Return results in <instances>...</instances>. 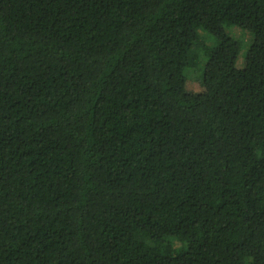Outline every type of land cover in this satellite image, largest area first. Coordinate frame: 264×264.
Instances as JSON below:
<instances>
[{"label":"trees","instance_id":"trees-1","mask_svg":"<svg viewBox=\"0 0 264 264\" xmlns=\"http://www.w3.org/2000/svg\"><path fill=\"white\" fill-rule=\"evenodd\" d=\"M0 264H264V0H0Z\"/></svg>","mask_w":264,"mask_h":264},{"label":"rangeland","instance_id":"rangeland-1","mask_svg":"<svg viewBox=\"0 0 264 264\" xmlns=\"http://www.w3.org/2000/svg\"><path fill=\"white\" fill-rule=\"evenodd\" d=\"M228 34L233 38L242 42L244 46L243 51L247 49L249 43L252 40V35L249 32L243 31L236 27L229 29ZM199 37L208 45L216 44V39L204 30H199ZM243 64H244V59L242 52V55L240 54L239 56L237 66L241 68ZM186 89L194 93L201 92L203 90V81L201 79V74L199 73V71L190 70L187 73Z\"/></svg>","mask_w":264,"mask_h":264}]
</instances>
